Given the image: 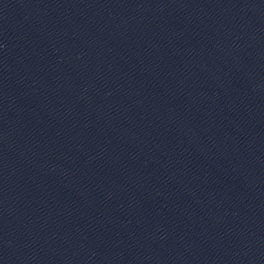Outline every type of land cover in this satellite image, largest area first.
I'll list each match as a JSON object with an SVG mask.
<instances>
[{"label":"water","instance_id":"1","mask_svg":"<svg viewBox=\"0 0 264 264\" xmlns=\"http://www.w3.org/2000/svg\"><path fill=\"white\" fill-rule=\"evenodd\" d=\"M0 264H264V0H0Z\"/></svg>","mask_w":264,"mask_h":264}]
</instances>
